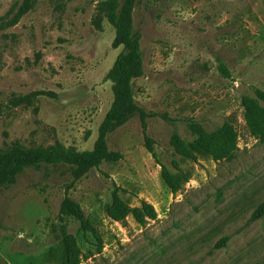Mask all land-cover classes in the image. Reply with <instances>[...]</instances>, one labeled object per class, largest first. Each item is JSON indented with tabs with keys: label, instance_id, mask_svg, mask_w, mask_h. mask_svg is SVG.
Here are the masks:
<instances>
[{
	"label": "rangeland",
	"instance_id": "374dc122",
	"mask_svg": "<svg viewBox=\"0 0 264 264\" xmlns=\"http://www.w3.org/2000/svg\"><path fill=\"white\" fill-rule=\"evenodd\" d=\"M107 1L0 0V151L94 148L115 100L109 73L126 52ZM118 14L140 60L136 109L107 135L117 156L83 169L26 164L0 183V264H63V223L80 264H264V216L251 219L264 201V139L242 100L264 91V0H121ZM225 122L237 132L227 158L183 157L170 144L174 133L193 141L191 123ZM162 164L182 178L175 193ZM116 190L132 207L153 204L156 218H110ZM67 197L92 231L61 220Z\"/></svg>",
	"mask_w": 264,
	"mask_h": 264
},
{
	"label": "trees",
	"instance_id": "16d2710c",
	"mask_svg": "<svg viewBox=\"0 0 264 264\" xmlns=\"http://www.w3.org/2000/svg\"><path fill=\"white\" fill-rule=\"evenodd\" d=\"M120 2L121 0L107 1L106 17L115 26L117 38L123 44L126 52L118 56L109 73L117 83L116 95L112 107L108 110L99 126L94 148L77 151L65 148L62 145H54L47 148L15 146L6 151H0V183L14 179L18 168L26 164L66 163L83 169L98 165L106 158H115L117 156L115 152L110 151L108 148L107 135L120 124L125 113L136 109L132 91L133 72L131 67L140 60L139 46L134 39L131 23L129 20H121L119 17ZM220 67L225 69L224 64L220 65ZM242 100L250 130L254 135L264 139V91L256 89L255 96L247 95ZM190 130L195 135V138L189 143L185 142L177 133H174L170 139L171 146L183 157L196 158V153H198L209 155L218 160L229 157L236 148L237 132L229 122H225L213 131L206 130L200 124L191 123ZM174 164L176 163L174 162ZM161 168V176L164 183L173 193L177 192L182 185V178L178 173H173L164 164H162ZM106 211L110 218L118 221H123L128 215H132L142 225L148 219H155L157 216L156 209L150 202L142 200L140 206L132 207L119 196L117 190L113 193L112 200L107 205ZM59 215L61 220L69 217L78 220L80 222V230L84 233L93 230L82 207L72 198L67 197L62 201ZM262 216H264V201L255 209L251 219ZM59 234L63 246V264H80L81 250L76 236L67 230L65 223L61 224Z\"/></svg>",
	"mask_w": 264,
	"mask_h": 264
}]
</instances>
